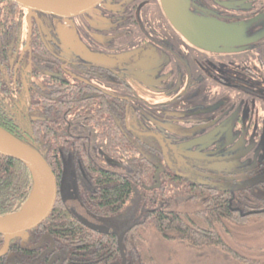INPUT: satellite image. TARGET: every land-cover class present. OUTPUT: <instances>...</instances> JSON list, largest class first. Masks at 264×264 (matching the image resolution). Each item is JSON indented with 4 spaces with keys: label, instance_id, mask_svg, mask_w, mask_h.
I'll use <instances>...</instances> for the list:
<instances>
[{
    "label": "flooded vegetation",
    "instance_id": "obj_1",
    "mask_svg": "<svg viewBox=\"0 0 264 264\" xmlns=\"http://www.w3.org/2000/svg\"><path fill=\"white\" fill-rule=\"evenodd\" d=\"M152 1L156 13L163 17L165 24L161 23L164 30L161 34L166 37L169 45H172L174 40L176 44L179 42L180 47L186 45L189 48L190 56L194 58L191 62L192 69H188L190 74L179 78L170 71L163 78V72H157L144 56L145 49L136 48L145 43L142 39L135 47L126 50V55L133 54L131 57L126 56L131 62L114 55L113 51L125 50L124 45L113 47V44L108 46V43L93 44L85 38L84 45L87 47L85 50L77 48L78 58L64 59L56 52L58 39L50 37L45 40L46 37L38 26L33 27L35 20L27 19L25 11L20 19L21 43L13 53L14 59L5 66L4 73L0 68V83L3 82L4 88L7 89L5 98L10 99L5 107L8 104V107H13L18 112L16 119L8 127L16 137H27L35 151L41 147L51 148L45 154L59 162L60 179L63 177V181L66 178L69 180L70 190L77 169L80 177L84 175L78 163H90L95 175L98 171H105L121 174L125 181L133 179L141 196L154 200L153 204L176 194L173 207L185 214L187 225L201 227L205 231H208V228L226 226V223L228 226L244 225L232 219L228 220L230 218L226 219V215L243 211L247 206L246 204L242 207L243 201H252L251 196H257L264 188V182L242 185L252 178L264 177V48L254 47L248 52L227 50L221 47L222 41L227 44L232 40L226 36H213L205 30L194 19L193 11L188 12L180 0H169L170 20L163 12L160 0ZM220 1L223 0L216 1L218 5L222 4ZM241 1L252 6L264 3V0ZM109 2L113 3L114 8L122 4V0ZM137 2L128 1L130 5L127 9L133 15ZM197 2L195 0L192 5L198 8ZM207 6L208 0H205L202 7ZM179 8L183 9L185 15L179 12ZM262 14L264 12L253 20ZM28 22L30 33L27 37ZM129 23H136V20L131 19ZM153 32L159 34L160 39L159 42L154 41V45L162 46L163 37L155 27ZM111 34L120 36L127 35L128 32L126 27L119 26ZM34 37L41 50V56L37 60L41 66L39 71H33L32 67ZM211 40L218 42L212 44ZM123 65L125 69L115 68ZM163 66L166 67L167 64ZM154 82L158 86L164 84L171 87L168 100L149 104L160 111L159 118L184 126L183 134L202 133L200 137L188 141V149L193 151L194 155H183L182 163H179L168 149L157 126L144 129L136 125L132 127L129 122L127 98L137 96L135 86L149 89ZM176 83L178 85L172 87ZM37 97L42 98L45 107L36 105ZM18 103L25 107V112L21 111ZM224 114L225 120L230 117L233 122L231 130L235 131L234 136H243V155L235 153L234 145L232 148L228 146L229 142L225 141L223 144L219 142V145L222 144L219 147L220 157L199 155L196 146L215 133L216 127L221 123L219 118ZM19 118L26 121V129L20 127L17 121ZM236 131L238 134H235ZM255 138L258 143L254 145ZM253 151H256L260 158L254 159ZM242 156L245 164L236 167L234 161ZM130 162L135 164L132 175H129V166L128 172L124 171L126 164L129 165ZM215 162L234 165L223 171H216L215 168L207 166ZM157 184L158 187H155ZM62 185L63 182L61 197L68 202L77 219L79 217L94 225L103 226L97 221L89 220L80 210L81 207L88 213L77 200L73 190L75 201L66 200L63 197ZM143 203L147 206V214L154 211L147 199ZM224 205L228 208V214L223 211ZM126 210L114 218L91 215L104 220L113 219L122 226L136 223L134 218L124 213ZM114 230L107 228L104 233L97 230L95 232L106 234ZM120 233L122 232L120 231L116 238ZM45 239L47 244H44ZM15 241V245L28 252L25 257L28 264L49 263L47 255L54 243L46 235H42L37 243L32 245H26L29 237L23 243L19 238ZM108 259L107 254L93 263L108 264ZM59 263L76 264L74 260L66 257Z\"/></svg>",
    "mask_w": 264,
    "mask_h": 264
},
{
    "label": "rangeland",
    "instance_id": "obj_2",
    "mask_svg": "<svg viewBox=\"0 0 264 264\" xmlns=\"http://www.w3.org/2000/svg\"><path fill=\"white\" fill-rule=\"evenodd\" d=\"M128 1L130 3V0ZM128 1L122 0V4L119 5L118 8H114L112 6L113 3H110L109 0L106 2L104 0V2L90 12L71 18L60 19L50 15L37 14V26L46 37L45 40L50 37L58 39L59 46L56 52L64 59H77L79 56L77 48L85 50V47H87L84 45L83 39L85 38L88 42L93 44L108 43V46L113 44V47H117L118 44L124 45L123 49L125 50L119 52L113 51L114 55H118L120 59L131 62L126 56L131 57L133 54L130 53L126 55V52H128L126 50L135 47L136 43H140L139 40L142 38L145 43L136 48L145 49L144 56L148 59V62L154 66L157 72H163L161 73L163 78L170 71L178 75L179 78L183 77V75L190 74L191 72H189L188 69H192L191 62L194 60H192L190 56L189 48L186 47V45L180 47L179 42L176 44L174 40H172V45H169L166 37L161 34L164 31L161 28L163 20L162 16L156 13L153 1L137 0L138 2L135 5L136 12H134V15L127 9L128 5H130ZM193 1L182 0V4L188 12L191 10L193 11L194 19L213 36H226L232 40L227 44L222 41L224 46L222 45L221 47L227 50L236 49L242 52H248L254 47L257 49L261 47L264 48V17L253 20L254 17L264 12V3L258 6L257 4L252 6L248 3L240 2V0H223L222 4L218 5L216 2L217 0H208V6L202 7V3L205 0H197L198 8H196L192 5ZM100 10H102V12H100ZM232 16L237 17L233 18ZM131 19L136 20V23H129ZM119 26L126 27V32H128V34H121L120 36L118 34L112 35L111 32ZM154 27L161 34L160 36L163 37V45L165 46L162 45L158 47L154 45V41L159 42L160 40L159 34L153 32ZM196 41L203 42V40ZM214 42L218 41L211 40L210 43L213 44ZM147 45H152L153 48ZM173 57H175V59ZM165 64H167L166 67L163 66ZM115 68L125 69V66L123 65ZM176 85H178V83L173 84L172 87ZM134 90L137 96H129V98H127L129 101L127 113L131 126L133 127V125H136L144 129L157 126L159 133L168 145V149L179 163L184 161L182 159L183 155H194L193 151L188 149V141L190 142L192 139L200 137L202 133L193 132L192 134H183L182 131L185 129L184 126L161 120L159 118L161 115L160 111L149 106V104L152 103L168 100L171 87L164 84L158 86V84L154 82L149 89L135 86ZM225 116L224 114L219 118L221 119V123L216 127L215 133L212 134L208 140H205L204 143L196 146L199 155L213 158L220 157L219 147H221L224 141L229 142L228 146L232 148L234 145L236 149L235 153H243L245 145L243 136L238 134V131L235 133L238 135L234 136L233 133L235 131L231 130L233 122L230 117L228 120H225ZM254 140L255 145L258 142L256 138ZM219 142L222 144L219 145ZM200 151L202 153H200ZM252 155L254 159L260 158L256 151H253ZM234 164L237 165L236 167L243 166L245 164L244 156L235 160ZM232 165L215 162L207 166L215 168L216 171H223L229 170L228 168ZM62 182L63 197L66 200L75 201L74 193L69 189V180L66 178ZM178 208L181 209L180 206H178ZM80 210L89 220L97 221L107 228L117 230L122 226L120 222L113 219H100L85 213L81 207ZM119 225L121 226L119 227ZM222 237L228 245L237 252H241V254L245 256L259 259L260 261L264 260V222L261 219H253L251 222L244 225L228 226ZM141 247L143 249L142 257L144 262L148 261L150 264H240L225 253L215 249L203 248L195 250L184 242L166 239L158 235H145Z\"/></svg>",
    "mask_w": 264,
    "mask_h": 264
},
{
    "label": "trees",
    "instance_id": "obj_3",
    "mask_svg": "<svg viewBox=\"0 0 264 264\" xmlns=\"http://www.w3.org/2000/svg\"><path fill=\"white\" fill-rule=\"evenodd\" d=\"M24 14L25 10L13 2L0 0V68H2L3 73L5 72V66L14 59L13 53L21 43L19 34L20 19ZM32 24L33 27L37 26L36 21ZM33 29L35 30V28ZM32 45L34 48L32 56L33 71H39L41 66L37 60L41 56V50L36 37L32 38ZM4 86L3 82L0 83V127L22 143L33 148L27 137L25 139L16 137L8 127L14 122L18 112L13 107H8V104L5 107L10 99L5 98L4 94H6L7 89ZM36 105L42 108L45 107L42 98L38 97ZM18 106L21 107L22 112H25V107L21 106L20 103H18ZM19 120L17 119L20 127L26 129V121L24 119L21 121V118ZM50 149L49 147H41L40 150L36 151L53 170L58 195L50 215L38 227L28 232L29 242L26 244H36L42 235H46L51 242L53 241L54 246L50 248V253L47 255L48 264H61L59 262L64 257L74 260L76 264H94V260H100L107 254L109 257L108 264H120L116 236L120 231L125 230L127 231H125L121 240L125 264H150L148 261L144 262L142 257L141 244L144 242L145 235H158L166 239L178 240L195 250L215 249L225 253L240 264H264V260L260 261L235 251L222 239V235L228 228L227 223L226 226L208 228V231L202 230L201 227L187 225L185 214L183 215L182 212L175 210L173 207L176 194L155 204L152 203L154 200H149L146 197L151 207L154 208V211L147 214L145 210L147 206L145 207L143 203L146 199L136 189V183L133 179L125 181L120 176L121 174L105 171H98L95 175L90 163H78V167L81 168L84 175L80 177L77 169V175L73 177L71 188L86 212L102 218H114L121 214L124 209H127L124 213H128L131 218L136 220V223H131L129 226H119L120 228L117 229L120 230L119 232H116L115 229L106 234H100L87 228L74 215L68 202L61 197L63 177L60 179L59 162L48 158L45 154ZM134 165L132 162L129 165L126 164V170L124 171L128 172L129 166V171H131L129 175H132V171L135 170ZM31 185L30 174L24 165L0 155V217L14 214L20 210L28 198ZM141 187L139 188L141 189ZM251 197L252 201H243L242 207L247 204L241 211L243 214L241 212L228 214L226 212L228 208L225 207V204L223 211L228 214L226 219L230 218L228 220L232 219L240 224H246L251 219L264 221V188L257 193V196ZM210 206L212 207L213 204L211 203ZM223 211L221 210V212ZM15 242H17L15 239L9 240L8 250L0 258V264H28L25 258L28 252L15 245ZM2 244L3 241L0 236V248ZM44 244H47L46 239ZM41 264H44V262H41Z\"/></svg>",
    "mask_w": 264,
    "mask_h": 264
},
{
    "label": "water",
    "instance_id": "obj_4",
    "mask_svg": "<svg viewBox=\"0 0 264 264\" xmlns=\"http://www.w3.org/2000/svg\"><path fill=\"white\" fill-rule=\"evenodd\" d=\"M27 12V19L33 18L36 21L37 14L50 15L60 19L71 18L81 14H86L100 5L104 0H8ZM182 3V0H180ZM162 10L168 19H171V10L169 8V0H160ZM179 12L185 15L182 8ZM264 14L255 18V20L263 17ZM28 35L30 33V23L28 22ZM0 155L16 160L26 167L28 170L32 185L28 198L19 211L14 214L7 215L10 218L2 221L0 217V236L3 239V247L0 250V257L7 251L10 239L19 238L21 243L26 242L28 232L38 227L51 213L58 194V187L55 176L43 159V157L31 147L22 143L10 133L0 127ZM264 182V177L252 178L245 181L243 186L252 183ZM158 187V184L155 186ZM30 201V211L22 218H18V214L24 209L25 205ZM80 222L93 231L106 232L107 228L94 225L82 218ZM127 231V230H125ZM123 231L117 238L118 249L121 256V264H124L125 257L121 248V240L125 233Z\"/></svg>",
    "mask_w": 264,
    "mask_h": 264
},
{
    "label": "bare ground",
    "instance_id": "obj_5",
    "mask_svg": "<svg viewBox=\"0 0 264 264\" xmlns=\"http://www.w3.org/2000/svg\"><path fill=\"white\" fill-rule=\"evenodd\" d=\"M145 1V0H144ZM193 1V0H192ZM197 1V0H196ZM202 1V0H201ZM233 1V0H232ZM194 2V1H193ZM220 2H222V1H220ZM204 3V2H203ZM253 3V2H252ZM187 5V4H186ZM204 5V4H203ZM197 8V7H196ZM201 8V7H200ZM151 9V8H150ZM222 9H224V8H222ZM229 9V8H228ZM232 9V8H231ZM195 10H197V9H195ZM232 10H234V9H232ZM247 10V9H246ZM198 11V10H197ZM212 12V11H211ZM216 12V11H215ZM227 13V12H226ZM190 14V13H189ZM215 14V13H214ZM220 14V13H219ZM231 15V14H230ZM234 15V14H233ZM211 16V15H210ZM226 16V15H225ZM190 17V16H189ZM233 17V16H232ZM235 17V16H234ZM233 17V18H234ZM237 17V16H236ZM235 17V18H236ZM163 18V17H162ZM211 18V17H210ZM215 18V17H214ZM220 20V19H219ZM241 20V19H240ZM165 21V20H164ZM224 21V20H223ZM168 25V24H167ZM134 27V26H133ZM173 28V27H172ZM130 32V31H129ZM178 33V32H177ZM188 35V34H187ZM43 39V38H42ZM142 39V38H141ZM183 40V39H182ZM153 43V42H152ZM182 52V51H181ZM183 56V55H182ZM58 57V56H57ZM174 59H175V57H173ZM187 59V58H186ZM192 60H194V58L192 59ZM199 60H201V59H199ZM195 87V86H194ZM95 96V95H94ZM128 109H129V107H128ZM30 211V201L25 205V207H24V209L17 215L18 216V218L19 219H22V218H24L27 214H28V212ZM10 218H12V217H9V216H7V217H5V218H3L2 219V221H7V220H9Z\"/></svg>",
    "mask_w": 264,
    "mask_h": 264
}]
</instances>
